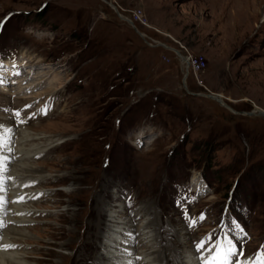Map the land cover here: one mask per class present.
<instances>
[{"label": "rangeland", "instance_id": "374dc122", "mask_svg": "<svg viewBox=\"0 0 264 264\" xmlns=\"http://www.w3.org/2000/svg\"><path fill=\"white\" fill-rule=\"evenodd\" d=\"M0 21V55L19 50L17 60L8 56L11 71L0 72L8 80L1 107L24 115L52 108L30 115L25 127L19 122L28 152L46 150L16 160L13 171L40 179L46 193L25 202L26 215L10 203L18 212H9L16 224L5 233L17 251L0 252V264L98 263L101 200L127 219L123 204L112 205L116 193L133 201L134 223L142 214L151 225L136 223L146 264H178L176 246L184 247L182 264L198 261L172 231L183 229L182 210L199 207L213 232L226 210V231L235 219L264 259V119L243 113L264 110V0H0ZM175 49L201 61L188 66L185 85V62ZM41 73L33 88L12 84H34ZM209 92L226 106L199 95ZM0 124L4 141L9 128ZM194 171L210 187L199 207L183 204V182ZM179 233V240L187 237ZM122 237L126 250L118 260L127 261L133 236Z\"/></svg>", "mask_w": 264, "mask_h": 264}, {"label": "bare ground", "instance_id": "6f19581e", "mask_svg": "<svg viewBox=\"0 0 264 264\" xmlns=\"http://www.w3.org/2000/svg\"><path fill=\"white\" fill-rule=\"evenodd\" d=\"M106 1V0H105ZM108 2V1H107ZM112 4V3H111ZM117 5V4H116ZM116 5H114V4H112V7L114 8V9H117V7H116ZM117 11V10H116ZM24 54V53H23ZM23 56V55H22ZM27 58V57H26ZM23 59H25V58H23ZM4 60V61H3ZM2 60V62H0V63H2L3 64V66L4 67H7L5 70H7V71H11V64L12 63H10V60L7 58H5V59H3ZM29 60V59H28ZM183 62H185V66H186V63L187 62H189V58H187V56H186V58L185 59H181ZM15 64H17V63H15ZM32 65H35L34 63L32 64ZM41 67V66H40ZM17 69H13V71L14 70H17V72H19L20 70L18 69V67H16ZM19 70V71H18ZM3 71H4V68H3ZM57 71V70H56ZM27 72V71H26ZM28 73V72H27ZM1 74H3V73H1ZM42 74V73H41ZM188 75V74H187ZM31 76V75H30ZM43 76H45V74L43 73L42 74V76H39V77H37V79H38V81L36 82V83H32V84H27V86H23V85H21V84H24L22 81H17L18 79H12V84H17V85H19V89L20 88H29V87H31V88H33L34 86H35V84H40L41 82H42V77ZM19 78H22V76L21 77H19ZM46 78V77H45ZM23 79H24V77H23ZM44 79V78H43ZM11 80V79H10ZM8 81V80H7ZM31 81V80H30ZM22 82V83H21ZM46 82V81H45ZM26 84V83H25ZM48 84V83H47ZM52 85V84H51ZM14 86V85H13ZM21 86V87H20ZM43 86V85H42ZM45 86V85H44ZM48 87V86H47ZM10 89H12V88H10ZM18 90V89H17ZM33 90V89H32ZM5 91V90H4ZM19 91V90H18ZM21 91V90H20ZM25 91V90H24ZM30 91V90H29ZM28 91V92H29ZM26 92V91H25ZM3 93V92H2ZM19 93H21V92H19ZM22 93H23V91H22ZM21 93V94H22ZM24 95V94H23ZM22 95V96H23ZM19 97V96H18ZM24 97V96H23ZM21 99V98H20ZM220 103V102H219ZM221 104V103H220ZM0 132H5L4 130H3V126L0 124ZM23 132H26V131H23ZM3 138V137H2ZM0 139H1V137H0ZM32 139V138H31ZM28 140V139H27ZM1 143H4L5 142V140L4 141H2V139H1V141H0ZM1 147V146H0ZM20 152V151H19ZM36 154V153H35ZM6 157V155H4V154H2V151L0 152V169H1V167L5 164V162H6V160L4 159ZM17 167V166H16ZM3 169H2V171H0V174H1V176L3 175ZM11 195V194H10ZM3 194H2V192L0 191V205L2 204V200H4L3 199ZM95 203V202H94ZM105 204V203H104ZM104 204H102V200H101V207H99V210H98V219L95 221V226L97 227V225L99 224V228L101 229H99V231H98V237H99V239L101 238L102 240H103V243H102V253H98V252H96L95 253V259H96V261L98 262V264H104V262H106V260H107V258H115V257H118L121 253H122V249L124 250H126V248H125V243H126V241L124 242V243H122L121 245H118V246H114V245H116L118 242H119V240L121 239V240H123V237H122V235L123 234H126V233H121V229L122 228H124V225H123V221H125V220H123V219H119L120 217H122V216H118V213H117V210H120V212L122 211L120 208L119 209H115V210H111V207H105L106 205H104ZM97 206V205H96ZM95 208V207H94ZM19 210V209H18ZM14 211H17L16 209H14L13 210V212ZM18 212V211H17ZM16 213V212H15ZM29 214V213H28ZM102 214L104 215H106V216H110V217H116L117 216V219L119 220V223L121 222L122 224H118L119 226H113L114 224H107V226L105 227V225H106V223H104V227H100V224H101V217H102ZM108 220V219H107ZM17 222V221H16ZM24 222V221H23ZM126 224V223H125ZM90 225H92V223L90 224ZM97 232V231H96ZM128 234V233H127ZM131 237H132V235L131 234H129ZM98 239V240H99ZM126 239V238H125ZM127 244V243H126ZM90 245V244H89ZM101 245V243H99L98 242V247ZM169 247H170V245H169ZM171 248V247H170ZM163 249V248H162ZM173 249V248H172ZM171 249V250H172ZM161 250V249H160ZM165 250V249H164ZM175 251V250H174ZM160 253H161V251H159ZM164 252V251H163ZM166 252V251H165ZM3 254H5V251H3L2 252ZM128 253H130L129 252V249H127V254ZM123 254V253H122ZM120 257V256H119ZM98 259V260H97ZM194 260H195V258H193ZM243 261H246V262H248V264H252L253 263V261L252 260H249L248 258H246V259H242ZM95 260H94V262H96ZM116 261V260H115ZM189 261V264H199V261H197V262H194L192 259H190V260H188ZM93 262V263H94ZM117 262L119 263V264H127V262L126 261H119V260H117Z\"/></svg>", "mask_w": 264, "mask_h": 264}, {"label": "snow or ice", "instance_id": "6c2138e0", "mask_svg": "<svg viewBox=\"0 0 264 264\" xmlns=\"http://www.w3.org/2000/svg\"><path fill=\"white\" fill-rule=\"evenodd\" d=\"M0 24H3V21H0ZM15 67H16V65L13 64V68H15ZM3 68H4L3 64L0 63V72L3 71ZM12 74H13V76H18L20 73L19 72H13ZM6 84H7V80L5 79V77L3 75H0V87L5 86ZM25 108H31V105L26 104ZM49 110H50L49 105L45 104L44 107L42 109H40L39 111L41 114L46 116ZM10 111H11L12 115L14 116V118L19 119V122L21 124L26 123V121L21 118V111L19 109L10 110ZM35 115H36V113H33V116H35ZM4 159H7V157H5ZM0 171H2V169H0ZM9 179H11V178H9ZM28 186L29 185H25V187H28ZM23 200H24V197L20 196V197H18L17 201H14V202H22ZM177 203L178 204L183 203V201H178ZM182 214L185 218L187 226L189 228L195 227L196 219L190 218L188 216L187 212L184 210H182ZM18 215H24V213H18ZM198 219L200 221H203L204 219H206V217L204 216V214H201ZM0 226H2V224H0ZM234 227L239 229L243 233V229L240 228L238 223L235 224ZM225 243L227 246H225ZM207 244H208L207 238H203L198 242H193V247H194L196 253L199 254L198 259H199L200 264H248V262L238 259L239 256L245 255V253L243 252L242 249H237L234 246L232 240H230V239L225 241V242L218 241L214 245V250L209 252V255L207 257H204L203 252L206 249ZM5 247H12V246L8 245ZM136 259L140 260L141 258L136 257ZM257 264H264V259L258 260Z\"/></svg>", "mask_w": 264, "mask_h": 264}, {"label": "water", "instance_id": "95a60500", "mask_svg": "<svg viewBox=\"0 0 264 264\" xmlns=\"http://www.w3.org/2000/svg\"><path fill=\"white\" fill-rule=\"evenodd\" d=\"M109 4L110 1H108ZM129 21L131 22L132 20L129 19ZM132 23V22H131ZM162 45H164L165 47L167 48H170L169 46H167L166 44H164L163 42H161ZM175 51L177 52L178 56L181 58V59H185V57L178 51L175 49ZM186 71H185V74L183 75V84L185 85V79H186V76L188 74V62L186 63ZM199 95H204V96H207L211 99H214L218 102H220L222 105L226 106V103L223 101L222 97L220 94L218 93H214V92H209V93H199ZM247 115H257V116H261L263 119H264V110L263 109H260V108H253L252 110L250 111H247V112H243Z\"/></svg>", "mask_w": 264, "mask_h": 264}, {"label": "built area", "instance_id": "2783aa9c", "mask_svg": "<svg viewBox=\"0 0 264 264\" xmlns=\"http://www.w3.org/2000/svg\"><path fill=\"white\" fill-rule=\"evenodd\" d=\"M180 52L182 53V55L185 58H186V56H187V58H189L188 66H195L196 68H199L200 67L201 61H199L197 59L192 60L191 55L184 54V52H182L181 50H180Z\"/></svg>", "mask_w": 264, "mask_h": 264}]
</instances>
